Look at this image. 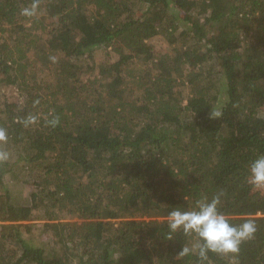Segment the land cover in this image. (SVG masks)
I'll use <instances>...</instances> for the list:
<instances>
[{"label":"trees","instance_id":"16d2710c","mask_svg":"<svg viewBox=\"0 0 264 264\" xmlns=\"http://www.w3.org/2000/svg\"><path fill=\"white\" fill-rule=\"evenodd\" d=\"M32 2L0 0V264H199L167 216L217 195L259 230L208 264H264V194L247 181L264 154V0H38L21 15ZM156 37L171 49L143 65ZM108 48L120 59L96 70Z\"/></svg>","mask_w":264,"mask_h":264},{"label":"clouds","instance_id":"9594fccd","mask_svg":"<svg viewBox=\"0 0 264 264\" xmlns=\"http://www.w3.org/2000/svg\"><path fill=\"white\" fill-rule=\"evenodd\" d=\"M38 14V0H33L30 6L21 10V15L27 18H36ZM211 117L218 118L219 113L212 110ZM47 123L54 128L59 124V118L53 116ZM247 181L256 189H264V154L250 163ZM221 203V197L217 195L211 199H197L190 208L176 206L169 211L166 225L168 235L173 237L182 233L191 238L187 245H183L179 256L194 255L199 264H208L210 254L237 261L242 246L256 237L259 226L251 219L233 224L221 211Z\"/></svg>","mask_w":264,"mask_h":264},{"label":"rangeland","instance_id":"374dc122","mask_svg":"<svg viewBox=\"0 0 264 264\" xmlns=\"http://www.w3.org/2000/svg\"><path fill=\"white\" fill-rule=\"evenodd\" d=\"M170 46L168 44V42L161 38V37H156L152 40H149L147 42H145L141 48H140V55H141V59L138 60L140 61L141 63H143L144 65V62H149L151 61V55L150 54H155L156 53V50H157V53H168L170 51ZM120 59V55L113 49V48H108V49H105L103 51H98L95 53V68L96 70H99V68L102 66V64H113L115 62H117L118 60ZM2 93L4 94V96H6V98L13 102L15 100H17L20 96L18 94V91L15 90L14 88H4L2 90ZM9 160L10 161H16L17 158L16 157H9ZM10 184L12 183L11 181H9ZM11 189L14 191V192H21L23 190V186L22 184H18V185H15V183H12L11 185ZM26 188V187H25ZM257 191H259L261 194H264V189H256ZM70 220L72 221H77L78 219L75 217V218H72L70 217Z\"/></svg>","mask_w":264,"mask_h":264}]
</instances>
